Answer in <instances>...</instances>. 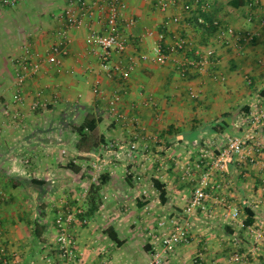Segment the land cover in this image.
<instances>
[{
	"label": "crops",
	"instance_id": "1",
	"mask_svg": "<svg viewBox=\"0 0 264 264\" xmlns=\"http://www.w3.org/2000/svg\"><path fill=\"white\" fill-rule=\"evenodd\" d=\"M209 1L210 20L219 18L254 39L218 45L214 30L195 28L194 14L182 13L183 23L167 31L164 22L180 12L179 3L162 12L159 0H128L124 19L115 27L128 49L113 58L115 63L134 55L135 67L124 81L108 77L86 44L91 31L108 28L99 8L106 0H73L79 13L84 7H93L95 13L68 31L71 43L61 71L46 58L60 40L72 0H16L14 5L0 0V250L12 264H70L56 244L55 218L61 205L84 209L69 226L80 257L73 264L147 263L153 236L170 231V220L180 217L192 195L194 182L186 168L194 166L202 150H221L225 136L243 137L251 130L248 117L264 102V36L258 25L263 11L252 23L246 17L251 3L264 6V0H238L240 6H230L232 0ZM32 6H39L46 17ZM20 7L25 12L19 15L23 30L16 17ZM159 32L166 33L164 45L181 36L203 53L214 47L219 62L181 75L185 52L170 55L163 65L143 61L140 55L152 53ZM26 50L41 61V69L23 88L26 105L12 107L22 113L15 121L3 111L17 94V61ZM96 82L102 93L94 91ZM37 91L50 106L32 112L28 105ZM115 95L119 100L111 106ZM85 120H93L96 128L86 131L88 140L81 143L77 128ZM254 134L264 146V126ZM101 154L106 167L99 172L94 165H103L97 162ZM194 172L196 179L201 173ZM153 180L161 183L164 202ZM211 183L228 207L209 200L207 211L191 220L190 242L178 246L162 264H191L197 254L204 256L205 264H225L236 244L245 253L257 250L259 258L264 255L262 241L249 229L264 233V167L233 159L227 172L213 173ZM234 208L238 220L231 218ZM245 208L255 213L248 229L238 223L246 219ZM244 258L234 264L247 263ZM261 259L264 264V256Z\"/></svg>",
	"mask_w": 264,
	"mask_h": 264
},
{
	"label": "built area",
	"instance_id": "2",
	"mask_svg": "<svg viewBox=\"0 0 264 264\" xmlns=\"http://www.w3.org/2000/svg\"><path fill=\"white\" fill-rule=\"evenodd\" d=\"M78 2L81 0H77ZM5 4L14 5L16 0H4ZM180 4V12L175 15L167 16V20L164 22V27L168 31L173 25H180L183 23V14L187 16L195 15V23L199 27L210 28L213 31V40L216 44L221 46H231L234 41H242L249 43L254 39V36L250 33L241 36L236 30L222 23L219 18L209 19L207 14L210 12L211 2L209 0H159L160 10L167 12L172 6L176 7ZM74 2L65 10V19L63 25L58 33L59 42L55 44L51 51L47 54L46 61L49 65L55 67L58 71H61L62 58L67 55L69 51V45L71 39L68 35V31L72 28H78L83 26V18L85 15L93 16L95 11L92 8L84 7L80 11L75 10L76 6H73ZM128 7V0H106L105 6H100V10L103 11L106 19L107 30L103 33H97L91 31L87 38L86 44L88 51L97 56L100 60L101 68L108 77L118 76L121 80L127 81L131 72L133 71L136 60L134 55L129 56L127 59L121 57L117 62L113 63L115 55L123 56L128 49L127 42L121 38V36L115 30L118 23L124 19V14ZM250 11L247 15V21L252 23L257 17L259 11L263 13L258 17V25L261 33L264 36V6H258V2H253L249 5ZM97 10V9H96ZM133 20L130 21V25L133 24ZM147 35H153L149 30H146ZM158 42L152 49V53H142L140 58L143 61H150L159 65H163L169 60L170 55L185 52L181 68V75H186L188 69H194L199 71H205L209 66L217 64L219 59L217 58L214 47L208 48L204 53L199 49L194 48L193 43L189 40L182 38L181 36H175L171 41L164 45L166 40V33L159 32L157 34ZM187 51L192 52V57L186 56ZM41 69V61L33 60L29 50L18 59L16 66V87L17 94L15 95L11 104H8L3 114L5 117L18 121L22 118V113L17 110H12L13 106L21 108L26 105L25 95L23 88L27 80L35 76ZM219 76H215L217 79ZM220 80H224L221 76ZM94 91L96 93H102L99 83L94 85ZM196 97L195 94H192ZM119 97L115 95L110 101L111 106H115ZM50 106L49 99H46L41 91H37L34 95V99L29 103L28 109L32 112L39 111L41 109H47ZM248 124L251 130L247 132L243 137H235L232 135L225 136V145L219 151L212 149H204L201 151L198 161L193 167L186 168L187 173L191 175L194 186L192 195L183 209V213L179 218H172L170 220V231L162 236H153L152 250L150 259L145 264H162L164 260L175 251V249L183 244H188L191 239V220L197 212L207 211V202L209 200L216 201L223 207L226 206V202L222 200L216 193V187L211 183V178L214 172H227L229 164L234 159L240 163L247 164H260L264 167V146L261 140L257 139L254 134L258 128L264 126V102L252 110L248 117ZM114 146L111 144L105 150L111 152ZM99 160H97L98 162ZM100 165L95 164L94 168L101 169ZM200 172V176L196 179L193 178L194 171ZM87 192V191H86ZM84 193L83 197H87V193ZM146 195V191L144 192ZM229 209V208H228ZM84 214L83 207L80 206H67L61 205L57 208L55 226H56V244L57 249L62 259L67 263L79 262V254L76 247V241L74 235L69 230V226L76 221L79 216ZM239 217L238 209L234 208L231 211V218L237 219ZM240 227L243 228V223L238 222ZM164 225V223H161ZM250 232L256 239H259L264 244V233L254 228H249ZM237 249L234 250L230 261L239 262L244 257V253L239 251V244L235 245ZM2 264H12V261L8 260L5 255V250H0V261ZM194 264H204L202 254H198L195 258Z\"/></svg>",
	"mask_w": 264,
	"mask_h": 264
},
{
	"label": "trees",
	"instance_id": "3",
	"mask_svg": "<svg viewBox=\"0 0 264 264\" xmlns=\"http://www.w3.org/2000/svg\"><path fill=\"white\" fill-rule=\"evenodd\" d=\"M230 6H240L242 5V3L240 4L238 0H232L229 2ZM195 18V15H193ZM199 26L195 27L198 28ZM207 30H210V28H207ZM208 32V31H207ZM96 128V123L92 120H85L78 128V132L81 135L80 136V142H85L88 140V132H92L94 131ZM73 162H70V168H75L74 165L72 164ZM153 184L155 185V187H158V189L161 191L160 192V197H161V201H165V192L162 190L161 188V183L157 180H153ZM245 214H246V219H244V221H242L243 223V228L244 229H248L249 227H251L254 222H255V213L249 209V208H245ZM3 263V260H1V264Z\"/></svg>",
	"mask_w": 264,
	"mask_h": 264
},
{
	"label": "rangeland",
	"instance_id": "4",
	"mask_svg": "<svg viewBox=\"0 0 264 264\" xmlns=\"http://www.w3.org/2000/svg\"><path fill=\"white\" fill-rule=\"evenodd\" d=\"M56 7V6H55ZM21 8V7H20ZM22 9V8H21ZM31 10H33V12H39V13H41L42 12V10L39 8V6H32L31 7ZM19 13H21V14H19ZM23 13H25L24 11H23V9L22 10H20V9H17V11H16V17H17V21L18 22H21V30H23V25H22V19H21V17H19V15H22ZM32 14H34V13H32ZM35 14H37V13H35ZM42 14H43V18L44 17H46V14L45 13H43L42 12ZM21 34H23V33H21ZM106 156V155H105ZM101 157H104V155L103 154H101L100 155V159H99V163H101V164H103V165H100L99 167H101V169H99L98 171L100 172V171H102V170H104V168L106 167L105 165H104V163L102 162L103 160H104V158H101ZM95 159H96V157H95ZM108 160V159H107ZM241 244H243V243H241ZM264 245V244H263ZM233 247V246H232ZM262 247H264V246H261L260 245V248H262ZM235 249H237V247L236 246H234V250ZM233 250V249H232ZM238 250L240 251L241 250V252L242 253H244V259L243 260H245L247 263H244V264H262V256H264V255H260L261 256V258H259V251H257L256 250V252L255 253H252V252H248V250L246 249V251L248 252V253H245L244 251H242V250H244V248L243 247H239L238 248ZM248 254H252V255H254L255 257L254 258H249L248 257ZM198 255V254H197ZM196 255V256H197ZM232 255H233V252H228V254H227V256H226V258L223 260L224 261V263L225 264H234V263H237V262H232V261H230V258L232 257ZM196 256L193 258V259H191V264H194V261H195V258H196ZM203 256V255H202ZM244 261V262H245ZM203 262H204V264H205V260H204V256H203ZM242 261H239V263H241ZM184 264H186V263H184ZM213 264H221L219 261H217V262H215L214 261V263Z\"/></svg>",
	"mask_w": 264,
	"mask_h": 264
}]
</instances>
